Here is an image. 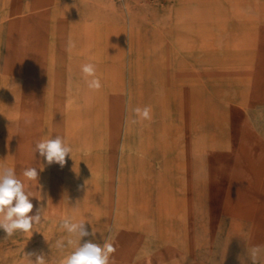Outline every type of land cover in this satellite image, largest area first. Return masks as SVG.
Masks as SVG:
<instances>
[{
	"label": "rangeland",
	"instance_id": "374dc122",
	"mask_svg": "<svg viewBox=\"0 0 264 264\" xmlns=\"http://www.w3.org/2000/svg\"><path fill=\"white\" fill-rule=\"evenodd\" d=\"M145 107L151 119L134 111ZM57 135L72 153L40 171L35 145ZM6 167L43 220L0 230V264H61L76 239L65 218L95 232L81 243H111L115 264H252L264 246V0H0Z\"/></svg>",
	"mask_w": 264,
	"mask_h": 264
},
{
	"label": "clouds",
	"instance_id": "9594fccd",
	"mask_svg": "<svg viewBox=\"0 0 264 264\" xmlns=\"http://www.w3.org/2000/svg\"><path fill=\"white\" fill-rule=\"evenodd\" d=\"M89 89L98 90L101 87L100 80L96 78V67L94 64L88 63L82 66ZM87 77H93L87 80ZM138 117L142 119H151L150 108L134 109ZM36 152L43 158L44 164H41L40 171H43L45 165L50 166L53 163L63 167L66 163V156L71 155L72 149L67 141L57 135L54 138L41 140L35 145ZM23 176L29 181H36L38 184L39 173L37 167L27 168L23 172ZM32 193L26 191L25 184L17 179L15 171L11 167L0 168V230L6 233V238L14 235L16 231L22 233L33 232L35 227L43 220V207H37L35 214L29 215L33 210V203L30 200ZM39 199H43L41 197ZM60 227L66 232L74 236L76 239L67 240V245L75 244L74 250L63 257L61 264H115L114 259L110 262V255L115 252V248L111 243L103 245L87 240L81 243L85 237H95L94 231H88L85 221L72 222L70 219H63ZM57 249H64L65 243L57 241ZM257 246L252 249V264H255V258L260 248ZM31 261V264H45V256L43 254L29 253L25 254ZM35 257L33 260L32 257Z\"/></svg>",
	"mask_w": 264,
	"mask_h": 264
},
{
	"label": "bare ground",
	"instance_id": "6f19581e",
	"mask_svg": "<svg viewBox=\"0 0 264 264\" xmlns=\"http://www.w3.org/2000/svg\"><path fill=\"white\" fill-rule=\"evenodd\" d=\"M253 1H254V0H253ZM251 8H252V7H251ZM241 19H242V18H241ZM1 20H2V19H1ZM4 20H5V19H4ZM86 32H87V31H86ZM7 34H8V33H7ZM84 36H85V35H84ZM95 38H96V37H95ZM96 44H97V43H96ZM102 44H103V43H102ZM98 45H99V44H98ZM98 45H97V46H98ZM99 46H100V45H99ZM103 46H104V45H103ZM100 48H101V47H100ZM98 50H99V49H98ZM94 51H95V50H94ZM94 53H95V52H94ZM95 55H96V54H95ZM101 56H102V55H101ZM101 56H100V57H101ZM101 58H102V57H101ZM2 72H3V71H2ZM97 72H98V71H97ZM100 90H101V89H100ZM97 95H98V94H97ZM94 96H95V95H94ZM97 97H98V96H97ZM94 98H95V97H94ZM95 99H96V98H95ZM97 99H98V98H97ZM68 104H69V103H68ZM92 104H93V103H92ZM101 106H102V105H101ZM73 107H74V106H73ZM102 107H103V106H102ZM79 108H80V107H79ZM92 108H93V107H92ZM72 111H73V110H72ZM74 114H75V112L73 113V115H74ZM96 114H97V113H96ZM97 115H98V114H97ZM98 116H99V115H98ZM99 119H100V118H99ZM66 122H67V121H66ZM104 123H105V122H104ZM67 124H69V123H67ZM81 124H82V123H81ZM79 125H80V124H79ZM79 125H78V126H79ZM75 126H76V125H75ZM79 131H80V130H79ZM109 132H110V131H109ZM65 133H66V132H65ZM74 133H75V132H74ZM74 133L72 132L71 134L73 135ZM261 134H262V133H261ZM66 135H67V134H66ZM66 137H67V136H66ZM73 137H74V136H73ZM74 138H75V137H74ZM94 162H95V161H94ZM95 163H96V162H95ZM239 165H240V164H239ZM95 166L97 167V165H95ZM96 167H95V168H96ZM250 179H251V178H250ZM189 180H190V179H189ZM190 181H191V180H190ZM190 181H189V182H190ZM252 186H253V185H252ZM236 190H237V189H236ZM252 191H253V189H252ZM231 192H232V191H231ZM237 192H238V191H237ZM235 194H236V193H235ZM239 194H240V193H238V195H239ZM240 195H241V194H240ZM240 195H239V197H240ZM98 197H99V196H98ZM98 202H99V201H98ZM147 260H148V259H147Z\"/></svg>",
	"mask_w": 264,
	"mask_h": 264
}]
</instances>
